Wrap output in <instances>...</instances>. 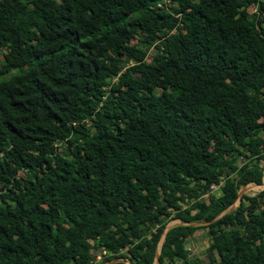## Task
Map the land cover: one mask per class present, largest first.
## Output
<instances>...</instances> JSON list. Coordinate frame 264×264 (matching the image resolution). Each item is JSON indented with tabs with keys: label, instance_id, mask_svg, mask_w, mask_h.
Wrapping results in <instances>:
<instances>
[{
	"label": "trees",
	"instance_id": "1",
	"mask_svg": "<svg viewBox=\"0 0 264 264\" xmlns=\"http://www.w3.org/2000/svg\"><path fill=\"white\" fill-rule=\"evenodd\" d=\"M263 6L0 0V264H264Z\"/></svg>",
	"mask_w": 264,
	"mask_h": 264
},
{
	"label": "rangeland",
	"instance_id": "2",
	"mask_svg": "<svg viewBox=\"0 0 264 264\" xmlns=\"http://www.w3.org/2000/svg\"><path fill=\"white\" fill-rule=\"evenodd\" d=\"M166 3H168V0H164ZM249 10H253L255 7L254 5H251L248 7ZM152 52V48H149V53ZM0 58H1V53H0ZM260 163L263 165V171H264V160H261ZM262 186L260 184H256L254 182H248L244 185H241L239 189H242V193H247V194H253L255 192H257L259 189H261ZM214 193H217L218 189L214 188L211 190ZM239 201V198L236 197V199L232 202V207L233 208ZM174 222H181L178 218H171L167 221V225L174 223ZM198 223H203L198 222ZM200 237V239H197V237ZM208 238V233L206 231V227H197L194 230V237L190 239V241L188 242L187 245V251L192 254V255H197L199 259L203 262V264H206V259H205V253L203 252L204 248H205V242L207 241ZM158 245V244H157ZM99 255L97 254L96 257H98ZM180 261L179 259L176 260V262ZM151 264H158V262H156L155 260L152 261Z\"/></svg>",
	"mask_w": 264,
	"mask_h": 264
},
{
	"label": "water",
	"instance_id": "3",
	"mask_svg": "<svg viewBox=\"0 0 264 264\" xmlns=\"http://www.w3.org/2000/svg\"><path fill=\"white\" fill-rule=\"evenodd\" d=\"M259 15H260L262 18H264V6L260 9ZM263 182H264V171H263V174H262V180H261V182H260L259 184H260L261 186H263ZM241 191H242V189L237 190V195H236V197L239 198V195L242 193ZM231 207H232V203H231V204H230L225 210H228V209L231 208ZM225 210H224V211H225ZM177 223H179V222H174V223H171V224H168V225L166 224V225L164 226V230H166L168 227H170V226H172V225H174V224H177ZM162 239H163V234L161 235V238L159 239V241H158V245H157L156 250H155V255H154V259H153V260H155L156 262H158L157 257H158V252H159V244H160V242L162 241ZM197 239H200V237L198 236ZM184 242H185V248L187 249V245H188V243H187V239H185ZM207 245H208V241L205 242V246H207Z\"/></svg>",
	"mask_w": 264,
	"mask_h": 264
},
{
	"label": "built area",
	"instance_id": "4",
	"mask_svg": "<svg viewBox=\"0 0 264 264\" xmlns=\"http://www.w3.org/2000/svg\"><path fill=\"white\" fill-rule=\"evenodd\" d=\"M217 186H218V184H216V183H211V184L209 185V190H212V189H214V188H217Z\"/></svg>",
	"mask_w": 264,
	"mask_h": 264
}]
</instances>
